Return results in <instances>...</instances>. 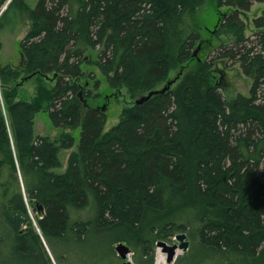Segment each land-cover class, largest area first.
I'll list each match as a JSON object with an SVG mask.
<instances>
[{"label": "trees", "instance_id": "trees-1", "mask_svg": "<svg viewBox=\"0 0 264 264\" xmlns=\"http://www.w3.org/2000/svg\"><path fill=\"white\" fill-rule=\"evenodd\" d=\"M8 1L0 0V13ZM216 1V33L206 27V38L192 23L206 0H40L30 11L17 65L3 61L0 42V218L15 241L7 254L0 232V264H37L43 244L28 204L36 212L35 203L44 208L42 233L62 238L69 208H86L90 196L98 226L114 232L117 242H143L146 250L149 222L151 236L187 232L193 245L231 256L233 264H264V12L254 19L253 39L241 18L264 0ZM13 6L22 19L27 3L12 0L0 20ZM220 33L236 42L222 45L218 58L233 59L253 77L250 95L233 102L214 85V60H208ZM85 64L96 65L112 89L125 86L135 101L176 82L125 108L104 132L101 94L88 88L95 80L99 89L100 81L86 74ZM28 76L36 96L17 101L19 80ZM41 112L56 127L79 131V138L36 136ZM76 143L65 172L57 173L60 151ZM90 225L76 222L71 230L80 238Z\"/></svg>", "mask_w": 264, "mask_h": 264}, {"label": "rangeland", "instance_id": "rangeland-1", "mask_svg": "<svg viewBox=\"0 0 264 264\" xmlns=\"http://www.w3.org/2000/svg\"><path fill=\"white\" fill-rule=\"evenodd\" d=\"M40 0H25L28 9L21 16L19 7L13 6L10 10L5 13V15L0 20V41L3 42V56L5 57L11 53H18L20 48V43L23 38L31 29L30 11L35 9ZM11 2V1H10ZM9 2V3H10ZM7 3L4 6V11L7 9ZM219 7L216 0H206V2L196 10L193 16V27L197 31L200 30V34L206 38L208 37V32L206 27L210 30L216 32V22L217 13ZM3 11V12H4ZM2 12V13H3ZM264 12V2L255 3L250 12L241 16L244 20L248 29L245 33L246 37L251 39L254 38V34L257 32L254 19ZM22 13V12H21ZM197 13V14H196ZM1 16V14H0ZM216 21V22H215ZM218 24V22H217ZM216 24V25H217ZM215 27V28H214ZM17 30V31H16ZM234 37V38H233ZM236 42V37L234 35L221 34L214 36V48L210 56H208L209 61H213V72L215 74L214 85L217 87L218 91L222 94L227 102H233L238 95L249 96L250 90L253 84V77H248L244 75L240 63H237L233 59L228 58H218L219 52L221 51L222 45L231 46ZM102 48H98L96 53H94L95 58ZM205 59V58H203ZM16 64L19 63V59H15ZM11 63V62H9ZM191 69H194L192 67ZM83 70L86 74L92 73L96 80L100 81V88L95 89V80L90 81L89 89L93 91V94H101L100 103L95 99H91V102L95 105L104 106L107 102V122L104 132L110 130L112 127L116 126L120 122L122 111L130 106H133L135 99H133L125 86H122L120 90L112 89L107 82V78L101 73L100 69L96 65H83ZM178 70L172 71L170 78L176 76ZM52 77V75H51ZM52 79H48L50 84ZM85 81H82L84 84ZM34 79V87H35ZM165 82L157 87V89H162L165 86ZM220 84V86L218 85ZM175 86V84H174ZM18 98L17 101L32 102L34 98V88L32 83L28 80L22 83V79L19 80L18 85ZM108 98V100H107ZM35 135L48 137L52 141L58 140L62 133L69 132L68 128L56 127L46 112H41L37 114L35 120ZM66 129V130H65ZM77 139L79 138V131H71ZM77 149V143L71 150H61L60 151V161L62 162V167L56 169L55 171L59 174L64 173L67 167V161L70 153ZM22 189V188H21ZM23 194L26 198L24 189H22ZM28 211L30 218L34 224L36 232L41 236V242L43 244L38 247V261L37 264H122V259L118 256L116 252V246L119 243H124L130 247L133 251L131 256L133 264H139L140 261L153 260V264H157L159 250L164 254L169 255V253L159 245L160 242H164L169 247L175 245L179 246L180 242L176 239V236L166 235L171 233L172 230L168 229L160 233L155 231L153 235L149 234V226L147 222L145 226V237L151 242L146 245V250L144 249V244L132 245L127 242H117L118 237L114 232L102 229L99 227L98 220V210L96 207L95 200L90 196L89 204L86 208L82 210H77L74 208H69V228L66 235L62 238L58 237H47L45 236L39 227V218L41 215L33 210L28 204ZM92 222L87 228V231L82 237H77V235L72 231L73 225L76 222ZM37 223V224H36ZM23 229H27L24 227ZM72 229V230H71ZM0 232L3 234L7 242L6 253L9 254V250L14 247V235L10 226L0 218ZM42 234V235H41ZM158 237V238H157ZM189 239V235H188ZM154 243V241H156ZM190 240V239H189ZM191 247L187 252L180 251L177 249L178 256L176 259L168 264H233L234 258L231 256H226L221 253H217L213 250L203 248L202 246L193 245L192 241ZM138 261V262H137ZM16 264H24V262L15 261Z\"/></svg>", "mask_w": 264, "mask_h": 264}, {"label": "water", "instance_id": "water-1", "mask_svg": "<svg viewBox=\"0 0 264 264\" xmlns=\"http://www.w3.org/2000/svg\"><path fill=\"white\" fill-rule=\"evenodd\" d=\"M10 1L11 0H9L8 3ZM4 9L1 11L0 14H2ZM195 55H197V52L195 53ZM22 59L24 61V56H22ZM22 64H23V62H22ZM175 82H176V79H173V80L167 82V84L162 89L153 90V91L149 92L147 95H144V96L137 98L135 103L137 105H140V104L150 100L153 96H155L157 94L166 93L167 91H169L172 88V86L174 85ZM218 85L220 86V84H218ZM107 100H108V98H107ZM108 105H109V102H107L104 106H102V110L106 112ZM35 206L37 207V213L38 214L44 213V208L42 205H40L39 203H35ZM176 239L180 242L179 246L175 245L173 247H169L164 242L159 243V245L161 247H163L169 253V255H168V262L169 263L173 262L176 259V256L178 254L177 249H179L180 251H183V252H187L191 246V242L188 239V234H186V233L178 234L176 236ZM116 252H117L118 256L124 261L123 264H133V262L129 258V255L132 254L133 251L126 244L119 243L116 246Z\"/></svg>", "mask_w": 264, "mask_h": 264}, {"label": "crops", "instance_id": "crops-1", "mask_svg": "<svg viewBox=\"0 0 264 264\" xmlns=\"http://www.w3.org/2000/svg\"><path fill=\"white\" fill-rule=\"evenodd\" d=\"M26 37V36H25ZM24 37V38H25ZM23 38V39H24ZM1 42V41H0ZM2 44H3V42H1ZM3 48H4V45H3ZM4 50H2V57H3V61L4 62H11L12 64H14V65H17L14 61H15V59L17 58V59H19L20 60V53L18 52V53H16V54H14V53H11V54H8L6 57H5V55L3 56V54H4V52H3ZM22 56L23 55H21V65H22V62H24L23 61V59H22ZM26 78H28V77H26ZM26 78H24V79H26ZM50 79H52V81H51V83H50V85L51 86H54L55 85V81H54V77H51V75H50V77H49ZM28 80V82H31L32 83V87L34 88V97L36 96V85H35V87H34V77H31V78H29V79H27ZM26 81V80H25ZM36 84V83H35ZM18 98V97H17ZM34 99V98H33ZM33 101V100H32ZM66 130V129H65ZM69 132H71V130H69ZM68 132V133H69Z\"/></svg>", "mask_w": 264, "mask_h": 264}, {"label": "bare ground", "instance_id": "bare-ground-1", "mask_svg": "<svg viewBox=\"0 0 264 264\" xmlns=\"http://www.w3.org/2000/svg\"><path fill=\"white\" fill-rule=\"evenodd\" d=\"M12 1V0H11ZM22 1V0H21ZM8 3V2H7ZM22 3V2H21ZM193 4V3H192ZM196 6V5H194ZM3 10V9H2ZM192 12V11H191ZM238 12V11H237ZM189 14V13H188ZM197 14V13H196ZM22 18V17H21ZM216 22V21H215ZM218 25V24H217ZM218 27V26H217ZM215 28V27H214ZM17 31V30H16ZM225 32V31H224ZM216 33V32H215ZM221 34V33H220ZM239 36V35H238ZM234 38V37H233ZM15 66V65H14ZM173 79V78H172ZM36 122V121H35ZM35 126V125H34ZM42 215V214H41ZM152 216V215H151ZM37 224V223H36ZM162 227V226H161ZM179 227V226H178ZM42 235V234H41ZM167 245V244H166ZM116 249V248H115ZM232 254V253H231ZM179 255V254H178ZM177 255V256H178ZM138 262V261H137ZM157 264H168V257L161 250H159ZM257 264V263H256Z\"/></svg>", "mask_w": 264, "mask_h": 264}]
</instances>
